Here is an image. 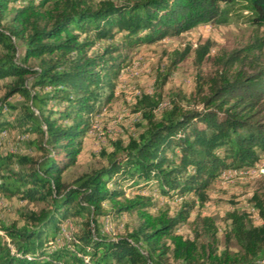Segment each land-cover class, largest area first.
Returning a JSON list of instances; mask_svg holds the SVG:
<instances>
[{
    "label": "trees",
    "instance_id": "16d2710c",
    "mask_svg": "<svg viewBox=\"0 0 264 264\" xmlns=\"http://www.w3.org/2000/svg\"><path fill=\"white\" fill-rule=\"evenodd\" d=\"M238 10L264 26V0H0V79L11 78L2 84L0 133H32L37 151L0 153V195L34 205L10 224L0 222V264H264V190L251 198L260 224L239 208L225 215L223 237L234 251L218 250L209 216L195 218L207 242L198 241L197 230L192 238L177 233L209 200L223 171L250 169L264 153V64L256 59L250 72L196 74L199 108L177 98L160 107L163 86L186 56L173 51L156 71L154 92L136 99L143 129L111 140L86 171L67 174L92 116L114 97L128 50L200 23L224 24ZM263 45L256 39L225 62L245 61ZM208 51L207 45L196 49L197 65ZM14 94L24 97L19 109L7 101ZM126 187L137 191L128 195ZM154 191L180 196L175 212L157 207ZM131 213L137 216L131 230L113 237L100 231L101 216ZM68 220L76 228L56 245Z\"/></svg>",
    "mask_w": 264,
    "mask_h": 264
},
{
    "label": "rangeland",
    "instance_id": "374dc122",
    "mask_svg": "<svg viewBox=\"0 0 264 264\" xmlns=\"http://www.w3.org/2000/svg\"><path fill=\"white\" fill-rule=\"evenodd\" d=\"M247 11L238 10L232 14L224 24L200 23L194 28L177 35H168L160 41L142 45L128 50L129 63L121 70L115 87L113 99L105 104L102 111L91 118V127L83 137V144L76 163L70 167L67 174H78L98 162V153L101 148L110 149L111 140L121 138L127 140L129 135L136 136L145 124L139 111L135 110L136 99L142 93L152 94L155 90V77L158 68L167 64L172 52L186 51V56L179 62L170 74L162 90V103L167 104L171 98L180 100L184 107L199 108L200 93L196 85V74L205 77H215L222 72L228 76L235 71L250 72L252 65L264 64V45L259 52L255 50L252 55H247L245 61L232 65L225 62L234 50H241L246 45L254 44L256 39L264 42V26H256L249 21ZM17 59L23 54L22 44L17 42ZM201 45L209 47L208 54L199 65L195 62L196 49ZM29 64H35L30 59ZM257 65V64H256ZM11 78L0 79V98L3 95L4 82H10ZM8 102L19 106L24 103V97L14 94L7 99ZM34 134L22 132L20 128H11L0 133V153H19L33 156L37 154L32 145ZM96 156V157H95ZM98 156V157H97ZM126 194L132 195L137 190L124 188ZM264 190V153L250 169H226L209 189V200L201 207H196L189 219L177 228V233L184 238H192L194 230L199 233L198 241L205 243L208 237L203 231L202 224L196 221V216H209L217 227L218 250L228 247L234 251L237 246L234 242L226 243L223 230L228 221L225 215L233 208H239L249 213L253 224L261 223L259 216L252 207V195L255 191ZM140 191V190H139ZM142 193L149 194L146 189ZM156 206L167 209L169 214L175 212L181 197H162L157 192H152ZM34 208L33 203L20 200L16 197L0 195V222L8 225L17 220L19 212ZM22 222L20 221L19 224ZM137 223L136 214H123L115 219L110 215L99 218L100 231L108 237L116 233H125L131 230ZM66 227V230H65ZM73 220L64 223L60 236L56 239V245L62 243V237L70 238L75 230ZM0 235L2 231L0 230ZM7 241V238L2 237ZM169 262H174L171 257Z\"/></svg>",
    "mask_w": 264,
    "mask_h": 264
},
{
    "label": "built area",
    "instance_id": "2783aa9c",
    "mask_svg": "<svg viewBox=\"0 0 264 264\" xmlns=\"http://www.w3.org/2000/svg\"><path fill=\"white\" fill-rule=\"evenodd\" d=\"M65 230H66V227H65Z\"/></svg>",
    "mask_w": 264,
    "mask_h": 264
}]
</instances>
